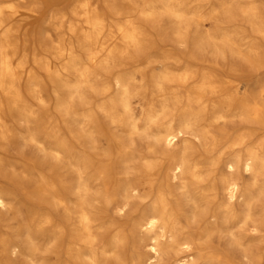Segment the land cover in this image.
Listing matches in <instances>:
<instances>
[{
    "label": "bare ground",
    "instance_id": "obj_1",
    "mask_svg": "<svg viewBox=\"0 0 264 264\" xmlns=\"http://www.w3.org/2000/svg\"><path fill=\"white\" fill-rule=\"evenodd\" d=\"M191 1L76 0L32 58L0 4V264H264V0H221L215 31Z\"/></svg>",
    "mask_w": 264,
    "mask_h": 264
},
{
    "label": "rangeland",
    "instance_id": "obj_2",
    "mask_svg": "<svg viewBox=\"0 0 264 264\" xmlns=\"http://www.w3.org/2000/svg\"><path fill=\"white\" fill-rule=\"evenodd\" d=\"M15 2L18 4L20 10L22 11V14H20L15 19V25L17 30L19 31L20 36H26L25 32L27 31V26L29 25V32L28 37L24 41L29 45V49L27 50L29 58H32L34 56L35 51L39 48H35L36 45H39V43H45L49 47H52L54 45H57L58 40L60 39L61 33L66 32L71 20H73V15L70 11L73 4L76 2V0H0V4L2 3H9V2ZM93 4L98 5L100 8L108 11L112 7L113 0H91ZM221 0H192L191 8L185 9L186 14L188 17H192L195 12H200L203 15H205V21L204 25L206 29L209 30H216V22L214 19L209 18L210 13H217L221 10L220 6ZM243 1V0H242ZM257 3L261 4L263 0H256ZM138 4L141 5L143 0H137ZM188 2V1H187ZM185 2V3H187ZM198 7V8H197ZM142 21V20H141ZM53 23L60 24L61 27L59 29H55L52 25ZM144 23V22H141ZM170 25L166 24L165 29H167L165 32L161 29L159 30L152 27L151 24L144 23V27L146 31L149 34V37L152 40H155L158 45L156 47V50L163 51V50H173V51H186L187 49L194 48V44L191 42L188 45L182 44L179 41H176L173 37V35L170 33ZM221 26H227L228 31L233 33L234 30H236L234 33H238L237 39L238 42H240L242 45V48L247 49L248 43L251 40L261 41L260 36H258L256 33L253 32L252 27L250 24L245 21L242 16L239 17V21L234 24H227V23H221L219 24ZM169 26V28H168ZM191 27H194V24H191ZM167 31L169 33L167 34ZM249 37H246V36ZM246 37V38H244ZM25 43H20V46L17 51V56L15 61L18 62L19 59H21V56L24 54V51L27 49L25 47ZM35 45V46H34ZM47 56H49L50 59L54 58V54L51 51H48L47 53L44 52ZM29 68L34 67V64L32 61L28 63ZM27 65V66H28ZM264 73V68H263ZM41 79L45 83L42 87L43 93H44V107L51 108L54 110L55 103L57 101V95L60 92L56 84L52 81H50L47 78L46 73L41 72ZM36 107H39V104L36 102ZM18 194L20 195L19 198V206L23 211V216H26L28 213V203L24 196V192L19 191L17 189ZM33 209V208H29Z\"/></svg>",
    "mask_w": 264,
    "mask_h": 264
},
{
    "label": "clouds",
    "instance_id": "obj_3",
    "mask_svg": "<svg viewBox=\"0 0 264 264\" xmlns=\"http://www.w3.org/2000/svg\"><path fill=\"white\" fill-rule=\"evenodd\" d=\"M171 102V101H170ZM255 104L260 106L262 112H264V96H259L258 99L254 102Z\"/></svg>",
    "mask_w": 264,
    "mask_h": 264
}]
</instances>
